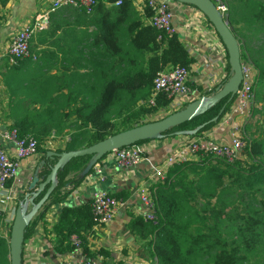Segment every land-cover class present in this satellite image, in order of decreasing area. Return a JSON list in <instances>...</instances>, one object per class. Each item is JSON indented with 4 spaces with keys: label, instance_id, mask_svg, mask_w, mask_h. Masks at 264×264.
<instances>
[{
    "label": "trees",
    "instance_id": "16d2710c",
    "mask_svg": "<svg viewBox=\"0 0 264 264\" xmlns=\"http://www.w3.org/2000/svg\"><path fill=\"white\" fill-rule=\"evenodd\" d=\"M137 1L120 0L116 5V0H96L90 13L83 8L75 9V16L87 19L85 24L94 27L89 43L84 45L80 41L72 46L60 44L61 36L58 38L57 32L64 20L57 17L70 13L51 12L46 27L34 32L29 42L32 50L33 43L36 47L45 46L40 55L4 65L1 81L9 100L6 117L12 120L11 126L19 135L29 134L37 139L41 153L38 163L45 160L40 176L46 175L55 161L47 155L48 149L42 148L47 137H68L63 146L55 149L68 151L158 120L143 121L145 116L167 110L171 102V98L159 94L155 104L149 105L156 73L176 66L189 72L193 68L195 57L179 35L176 32L167 35L152 26L148 22L151 10L144 6L143 12H138ZM225 1V19L239 43L240 59L256 71L253 97L260 108H253V117L258 113L264 120V40L257 47L251 45L252 38L261 39L260 35L264 38V0ZM71 31L68 26L61 28L63 37L71 36ZM52 37L56 38L52 40ZM53 46L56 53L63 52L61 60L51 57ZM72 50L74 54L68 56L66 53ZM226 59V72L214 86L223 84L229 77L227 51ZM214 86L203 94L212 93ZM234 98L220 99L203 113L165 131L161 139L175 138L177 132L204 124L190 136L202 135L229 109ZM217 115V121L212 122ZM89 158V155L73 157L57 171V185L25 227L24 241L35 234L39 221L44 222L47 209L63 202L81 183L84 178L81 171ZM148 190L155 201L156 223L128 213L127 229L143 242L151 258L149 264L264 261V130L258 137L246 138L242 156L233 163L211 155L176 162L166 169L163 179L149 184ZM109 192L116 198L130 194L128 189ZM23 199L24 195L19 201ZM94 225L91 203H80L63 205L57 221L48 230L44 224V230L53 234L49 241L56 255L73 251L69 236L75 233L83 240V257H111L105 247L91 250L88 236ZM1 228L4 223L0 219ZM0 264H10L8 239L1 232Z\"/></svg>",
    "mask_w": 264,
    "mask_h": 264
},
{
    "label": "built area",
    "instance_id": "2783aa9c",
    "mask_svg": "<svg viewBox=\"0 0 264 264\" xmlns=\"http://www.w3.org/2000/svg\"><path fill=\"white\" fill-rule=\"evenodd\" d=\"M96 0H40L45 11L34 17L33 21L24 24L18 31L9 37L4 47L3 55L8 65L17 64L27 58L35 59L30 50V39L34 32L46 26L48 15L63 7L83 8L90 13ZM173 0H139L135 3L140 13L143 7H148L152 15L149 23L156 29L167 35L176 32L173 23ZM215 8L224 16L227 5L225 0H211ZM116 0L115 4H119ZM177 33V32H176ZM241 82L235 93V98L229 109L215 123V129L220 139H214L212 135L203 134L197 137L185 136L182 141L176 142L175 149L164 158L163 161L151 166L152 180L164 178L166 169L176 162H183L196 158L199 155H211L228 163L242 156V150L246 145L244 135L245 127L253 118V89L255 87L256 71L250 63L241 61ZM189 71L184 67L176 66L171 69L160 70L153 79L149 105L155 104L159 94H165L171 98L169 108L161 109L159 114H168L181 109L188 100L190 92L188 86ZM167 115V114H166ZM6 143L12 145V152L6 148ZM37 139L33 135H19L14 127H6L0 130V219L4 223V237L9 239L12 220L15 215L16 201L21 194L14 188L8 187V183L16 178L18 166L22 159L29 158L37 153ZM154 148V140L121 147L111 151V158L117 169L129 173L144 159L145 153ZM100 160L84 176V183L97 185L92 194L91 212L96 226H106L112 222L121 208L132 207L136 216H141L153 224L157 221L155 201L147 187H140L134 192V196L116 198L104 187L109 173L104 170ZM25 193V192H24ZM22 193V194H24ZM135 198V199H134ZM49 209V208H48ZM47 209V210H48ZM47 212V211H46ZM93 233V228L92 232ZM92 236V234H90ZM69 241L73 246V252L78 258H69L61 264H98L96 259H88L82 256L83 240L78 234H71ZM99 259L101 256L98 257Z\"/></svg>",
    "mask_w": 264,
    "mask_h": 264
},
{
    "label": "crops",
    "instance_id": "0c3cea01",
    "mask_svg": "<svg viewBox=\"0 0 264 264\" xmlns=\"http://www.w3.org/2000/svg\"><path fill=\"white\" fill-rule=\"evenodd\" d=\"M172 8L176 32L184 46L196 60L188 75L190 92L187 100L190 101L208 91L225 74L227 62L226 50L217 33H214V29L207 22L206 17L197 8L176 1H172ZM75 9L78 8L63 7L55 10L56 12L63 11L70 13L63 17H57L59 21L64 20V22L60 23V31L58 30L57 32L58 38L61 36L59 43L62 45L67 44L72 46L77 41H80L82 45L89 43L90 33L94 27L85 24L87 19L78 15L75 16ZM43 11L45 9L40 0H0V130L11 127L12 124V120L6 117L9 111V100L1 81V72L4 71V65H7L6 57L3 55L4 47L13 33L18 31L24 24L33 21L34 17ZM64 26H68L72 30L70 32L71 36H62L61 28ZM54 38L56 37H52L51 39L53 40ZM31 46L30 44L31 52L37 55V57L40 55V50L45 49L43 44H37L36 47V44L33 43V50ZM56 50L54 46L50 47V51H52L51 57L57 56L61 60L63 52L58 51L56 53ZM66 54L72 56L74 51H69ZM83 70L84 68L80 69V71ZM215 125L211 126L203 134H209L214 139H220ZM185 136L188 135H178L171 139H155L154 148L145 153V159L137 167L130 170L129 173L117 169L110 154L104 155L99 162L104 170L109 173L104 187L108 191L128 189L130 192L129 196L132 197L134 196V192L140 187L145 186L148 188L149 184L157 182L156 180H152L151 166L163 161L166 156L171 154L175 149L176 142L178 140L182 141ZM49 138H53V136L47 137V139ZM66 139L68 137L62 139L63 142ZM5 146L12 152L13 148L11 144L6 143ZM40 156L41 153L37 150L36 155L34 154L29 158L22 159L18 166L16 178L8 183V187L16 189L23 196L22 193L27 192L28 184L38 165ZM38 177H41L40 172ZM96 187L97 185H87L82 180L63 202L52 204L49 207L44 216V222L39 221L35 228V234L23 242L22 264H61L65 259L79 257L73 251L56 255L49 241L53 239V234L44 230V224L47 230L50 229L57 221L58 214L63 205L72 206L80 203H91L92 194ZM20 197L16 201V207L20 202ZM128 213L136 216L132 207L121 208L108 225L93 226L92 236H88L91 250L94 251L100 247H105L112 254L111 257L101 256L100 259L98 258L99 255L96 259L98 264H149L151 262V258L145 247L142 246L143 242L140 243L138 238L130 234L127 229L130 217Z\"/></svg>",
    "mask_w": 264,
    "mask_h": 264
},
{
    "label": "water",
    "instance_id": "95a60500",
    "mask_svg": "<svg viewBox=\"0 0 264 264\" xmlns=\"http://www.w3.org/2000/svg\"><path fill=\"white\" fill-rule=\"evenodd\" d=\"M173 1L197 8L208 19L227 51L230 67L229 77L223 84L214 86L212 93L208 95L201 94L194 100L189 101L181 109L167 114L158 120L118 132L86 147L61 152L48 150L47 155L54 158V164L49 166V171L46 175L38 177L39 172L45 165V160H40L28 184L24 199L18 203L15 209V215L11 224L8 239L10 264H22V246L24 242L25 227L55 189L57 185V171L62 169L71 158L84 155L90 156L86 166L81 171V176L84 177L91 170L92 166L107 153L121 147L133 145L137 141L159 139L168 129L178 126L192 117L203 113L220 99L226 96H228V100L234 98L242 78L240 47L237 38L232 33L226 19L215 8L211 0ZM222 110L223 108L220 110L219 114L222 113ZM217 119L218 115L214 116L211 121L216 122ZM203 126L204 124L191 130L177 132V134L192 135ZM44 189L45 191L41 198L37 202H34V198Z\"/></svg>",
    "mask_w": 264,
    "mask_h": 264
},
{
    "label": "rangeland",
    "instance_id": "374dc122",
    "mask_svg": "<svg viewBox=\"0 0 264 264\" xmlns=\"http://www.w3.org/2000/svg\"><path fill=\"white\" fill-rule=\"evenodd\" d=\"M224 18H225V15H224ZM214 33H215V31H214ZM260 36H261V39H253L252 38L251 45H253L254 47H257L260 44V40H264L263 36L262 35H260ZM253 106L255 108H260V103H258L257 100L254 99V97H253ZM166 114H168V112L165 111V112H163L161 114H157L156 113L155 115H152V116H145L143 121L151 120V119H154V118H159L160 119L162 116H164ZM263 130H264L263 117L260 114L256 113V114H254V117L252 118L250 123L244 129L245 138H247L248 136H252L253 138L258 137V135H260L263 132ZM63 143L64 142H63V140L61 138L54 136L53 138L47 139L46 142L43 143L42 148H46L48 150L55 151V149L58 146H63ZM0 232L2 234H4L5 233V229L1 228ZM259 264H264V261H261V259H260Z\"/></svg>",
    "mask_w": 264,
    "mask_h": 264
}]
</instances>
